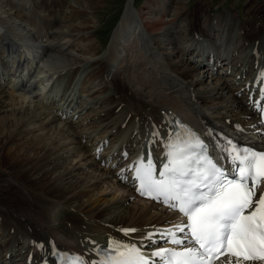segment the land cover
<instances>
[{
	"label": "bare ground",
	"instance_id": "1",
	"mask_svg": "<svg viewBox=\"0 0 264 264\" xmlns=\"http://www.w3.org/2000/svg\"><path fill=\"white\" fill-rule=\"evenodd\" d=\"M2 1L9 8L16 6L13 0ZM101 1L80 0L79 6H69L65 20H53L52 24L58 21L71 38L85 36L95 28L93 17H97ZM130 4L134 0H126L119 25L110 35L119 43L126 34L139 31L135 44L145 38L146 51L163 59L156 70L145 66L140 73L131 71V67L150 63L147 58L125 60L121 68L110 73L116 45L109 47L107 56L95 58L99 48L91 40L86 48L79 49L80 55L72 53L74 48L67 52V43H58L56 52L66 53L51 54L59 60H54L57 68L78 64L69 71L76 75L82 68L80 64H87L93 67L92 75L109 76L103 74L100 81L102 94L88 98L63 95L62 107L53 112L27 100L25 95L28 90L24 86L30 81L28 76L32 77V69L35 77L42 71L37 65L21 64V58L18 62L14 58V67L7 65L1 73L13 84L12 90L7 91L9 86L5 88L0 80V178L8 184L0 186V264H56L54 253H69L80 256L85 264H99L114 242L154 253L151 248L166 239L165 231L182 236L176 229L178 224L183 226L182 218L168 205L142 198L138 181L132 177L142 147L149 153L144 154V160L150 157L157 168L162 167L157 159L167 157V145L175 141L176 130L182 125L196 130L221 152L231 147L229 141L232 145L241 143V135L246 137L244 144L264 151L260 121L264 104V16L248 25L238 22L229 10L211 15L199 2L192 10L184 0H144L135 10H130ZM47 34L60 35L51 30L45 37ZM18 39L22 41L23 37ZM0 45L4 50L5 45L13 47L14 43L0 37ZM48 45H44L45 51H53ZM204 46L212 51H205ZM31 52L32 49L27 50L28 54ZM190 57H196L201 64L193 63ZM209 62L211 66L221 65L228 76L211 74ZM160 77L166 81L163 83ZM43 82L47 84L49 80L42 79ZM102 103L105 110L108 105L114 107L100 121L111 120L119 106H125L121 113H126L124 117L115 116L120 118L115 127L118 138L106 152L114 150L108 160L106 156L95 158V151L87 147L91 132L76 125L86 119L82 114L87 109ZM68 107L78 108V115L69 118L65 112ZM128 114L129 126L120 129ZM28 124L34 125L33 130ZM224 129H231L233 135ZM25 134L26 141L14 144ZM107 143L97 140L95 148ZM72 159L81 163L74 164ZM102 191L113 195L104 197ZM223 260L224 257L214 264H222Z\"/></svg>",
	"mask_w": 264,
	"mask_h": 264
},
{
	"label": "snow or ice",
	"instance_id": "2",
	"mask_svg": "<svg viewBox=\"0 0 264 264\" xmlns=\"http://www.w3.org/2000/svg\"><path fill=\"white\" fill-rule=\"evenodd\" d=\"M228 144L231 147L222 151L230 157L233 173L204 154L205 146L198 138L194 144L169 143L167 163L158 175L151 159L147 163L140 159L135 167L141 194L183 213L188 222L178 225L177 231L183 233L187 228L189 242L199 245L154 252L153 256L164 258V264H212L221 256L222 264L264 262V194L257 198L256 192L264 180V153L237 149L231 141ZM172 243L183 241L173 234ZM71 264L85 262L75 258ZM99 264H149V259L134 245L114 242Z\"/></svg>",
	"mask_w": 264,
	"mask_h": 264
},
{
	"label": "rangeland",
	"instance_id": "3",
	"mask_svg": "<svg viewBox=\"0 0 264 264\" xmlns=\"http://www.w3.org/2000/svg\"><path fill=\"white\" fill-rule=\"evenodd\" d=\"M0 1H2V0H0ZM13 1L16 4V6L13 8H9V6L6 5L5 4L6 2H4V1H2L3 2V3H1L2 7H0V20H2V21L7 20L9 22L7 24H3V23L1 24L0 23V37H7L8 39L13 41V43H14L13 47H10V50L7 49V45L4 46L5 47L4 50L2 49V47L0 45V80L3 82V86H5V88L7 86L10 87V89H9V87L6 88L7 91L12 90L11 85L13 84V82L9 81V78H7V76H5L4 74H1V73L4 72L7 65H8V67H10V65L12 64V66L14 67L15 62L13 59L20 56L22 54V52L27 48V45H25V44L33 43L35 45H38V48L36 46V50H41V51L45 52L44 58L42 60H40L41 65L44 66L43 63L46 62V60L48 59L46 62L47 66H45L47 71L45 70V72H47V73L52 72V74H54V75L58 74L59 76L58 77L54 76L55 82L51 85V88H49V89H47V87L49 85L48 83L47 84L45 82L42 83V80H38L37 81V87H38L37 90H35L33 93H26L25 95H27V97H28L27 100L30 99L36 105L42 106L45 109L47 108L46 111L53 112L55 110V108H57V107L61 108L62 107L61 103L63 101V99L61 97L63 95H65V96L66 95H69V96L81 95L82 97L88 98V97L96 96L97 94H102V90H101L102 82H100V81H102L104 73L99 75V76L92 75L93 67L89 66V65H88L89 66L88 67L87 64H84V65L80 64V65H82L81 66L82 68H80L81 70L79 69V71L76 73V75L72 74V72H69V71H74L73 67L78 66V64H71V65L67 64L65 66L62 65L60 68L56 67L54 62L59 61V60H57V59L55 60V58H52V57L55 56V54H61V55L65 56V53H66V52L65 53L56 52V50H57L56 46H59L58 43H61V44L67 43L64 46L67 49L66 50L67 52L70 51V49L73 50V48H74L72 53H74L76 55H80L78 52L79 49H82V47L86 48L87 43H89L91 40V43H94L95 46H97L99 48V51L97 52L95 58L107 56L109 54L108 51H110L109 47L111 45L112 46L116 45L115 48H117V49L113 50V52L116 55V59L113 60V62L111 64L110 73H112V71L114 69L116 70L118 68H121V66H122V64H124L123 62H125V60L128 62H132L133 60L139 61L142 59L149 58L148 60L150 61V63H148L147 65H142L139 67L135 66L134 68L131 67V71L137 72V73L142 72V70L145 68L149 69L148 67L152 68V70L153 69L156 70V68L158 66H160L161 63L163 62L162 58L159 59V57L154 56L155 53H154V55H152V54H150V50H148L149 51L148 52V51H146V49L141 48L139 43L135 44L137 41L135 34L134 35L133 34L127 35L126 38L123 39V40H125V39L126 40L125 41L122 40L119 43H115L113 41L112 36L110 34H111L112 29L114 31L115 27H117L119 25V20L121 18V15L125 11L126 0H103V1H101L100 4L102 5V7L99 8V12L96 14L97 17L96 16L93 17V21H95V23H94L95 28L92 31H90L89 33L84 34L85 36H81V37H79V35L76 36L77 38L76 37L71 38L67 34L65 35L67 28L59 25L58 21H57V23H54V24H52V22H53V20H59L61 18H62L61 21L65 20L66 19V13L68 12L67 10H69V6H72V5L76 6V7H77V5L79 6L80 0H78V3H77V0H74V1L73 0H13ZM23 1L25 2L24 4L22 3ZM36 1H37V3H36ZM184 1H185L186 6L187 7L189 6L190 10H192V8L196 5L195 4L196 2L203 3L202 9L205 11H208L207 13H210L211 15H216V14H219L220 12H223L224 10H227V11L229 10V11H231V13L235 14V16L238 19V22L242 21L248 25L252 24L254 19H256V17L261 18L264 16V14H263L264 13V0H184ZM131 2H133V1H131ZM143 2H144V0H134V4H130V6L132 8V9L130 8V10H135V7L140 6ZM195 8H196V6H195ZM69 20H72V19H69ZM75 21L78 22L79 19H76ZM49 25L51 26L50 29L48 28ZM50 30L54 31L55 33L59 32L60 35L49 37V35L47 34V37H45L44 34L47 31L49 32ZM11 33L12 34L14 33V34L12 35ZM4 34H5V36H3ZM18 34H20V35H18ZM21 34H23V35H21ZM86 35H88L89 37L88 36L86 37ZM23 36H26V37H23ZM20 37H21V39L23 37L22 41L18 39ZM36 40H38V41H36ZM47 44H49L48 46H50L53 51H50V50L45 51L44 45H47ZM52 46H54V47H52ZM140 48L146 52H144V51L141 52ZM84 50H82V51H84ZM51 54L53 55L52 57H50ZM46 56H48V58ZM190 58L193 60L192 61L193 63L201 64V61L198 60L196 57H195L196 59L194 57H190ZM161 60H162V62H161ZM1 63L3 66L1 65ZM152 63L153 64L155 63V64L153 65ZM62 64H64V63H62ZM210 64H211V62H209L210 68L209 67L208 68H209V72L211 74H215V75L217 74L220 77L228 76L227 74H229V73H227V71H225V69L221 68V65L211 66ZM199 66H201V65H199ZM149 70L152 71L151 69H149ZM22 71H23V69H22ZM42 75H45V73H43V70L37 74V77H41ZM161 75L163 76V74H161ZM104 76L108 77L109 73H107V75L104 74ZM28 78H29V80H31V78H33V77H30V75H29ZM160 78H162L161 81L163 83L166 81V79H164L163 77H160ZM104 79H106V78H104ZM59 80L61 81V84L56 90H54L53 85L56 82H58ZM43 101L44 102L46 101V102L44 103ZM78 101H79V99L76 102L77 104H79ZM104 106H105L104 103L92 105V107H93L92 109H87L86 112H84L82 114V116H84V115L86 116V119H83L81 121V123H78L76 125L77 126L79 125V128H82V130H84L85 132L86 131L91 132L92 136L90 138H92V139H90L89 142L87 143V147L89 149L91 148V150L95 151V153H96L95 158L99 159L100 157L106 156L107 157L106 160H108L109 156L111 155L110 153L114 152V150H112L108 154H106V152H108L111 149V148H109V146H111V144H114L118 138V136H116V133H115L116 132L115 127H116V125H118L120 123V118L118 119L115 116L121 115V117H124L126 115V113H121V110H123L125 108V106H119V108H117V107L115 108L116 114H114L112 116L111 120L109 119L110 121L109 120L100 121L101 116H103V114L107 111L110 112L111 109L114 107V105H108V109L106 108V110H105ZM63 109H65V106H63ZM75 109L76 110H71L70 107H68L66 109L65 112L69 116V118L71 116H73V118H74L75 115H78L79 109L78 108H75ZM129 114L127 117H125L123 119L122 123L119 126L120 129H122L123 127L129 126V122H128ZM61 121L65 122V119H62ZM29 126H30V124L27 125V127H29ZM31 126H33V127H31ZM31 126L29 127V129L33 130L32 128H34V125L31 124ZM103 126H104V128H103ZM92 131H94V132L92 133ZM224 131L229 136L233 135L231 132V129H224ZM50 132L51 131H49V133ZM25 135H27V134H25ZM121 135H123V134H121ZM121 135H119V136H121ZM127 135H129V134H127ZM241 136L242 137H241L240 141H242V143H243V141L245 140L246 137H244L243 135H241ZM26 138H28V135L26 137L25 136L22 137L21 138L22 140H20V139L18 141L14 140V144L19 145L20 144L19 142L20 141H22V142L26 141ZM110 138L112 141H110ZM113 138H116L115 141L113 140ZM102 139H104L105 142H108V143L105 146H102L99 149H96L95 148V141H97V140L100 141ZM246 143H248V142H246ZM59 153H65V150H60ZM72 160H74V162ZM72 160L71 161L74 164H77V163L80 164L81 163L79 161L77 162V159H72ZM83 168L84 169L86 168V170H88L87 167H83ZM1 180H4V178L3 177L0 178V186L1 187L8 186V184L6 182H3ZM102 192L104 193V194H102L104 197H110L111 195H113L112 193H108V191H105V192L102 191ZM58 208H59V205H57L56 209H58ZM121 234H123V232ZM161 242H163V241H161Z\"/></svg>",
	"mask_w": 264,
	"mask_h": 264
}]
</instances>
